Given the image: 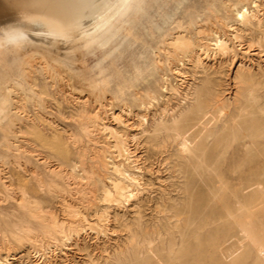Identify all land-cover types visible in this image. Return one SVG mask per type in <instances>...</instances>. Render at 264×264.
I'll return each instance as SVG.
<instances>
[{"label": "bare ground", "instance_id": "obj_1", "mask_svg": "<svg viewBox=\"0 0 264 264\" xmlns=\"http://www.w3.org/2000/svg\"><path fill=\"white\" fill-rule=\"evenodd\" d=\"M149 1L152 0H0V54L13 56L12 68L9 66V69L5 68L0 73V129L3 124L10 125L11 130L7 133L9 136L10 134L13 136L7 140L16 144L17 150H23L27 154L29 152V155L30 153L34 154L36 159L45 165L46 178L40 174L38 175L34 172L35 170L29 175L26 174L29 178H35L39 190L44 194L63 195L66 192L72 193L74 191L76 194L87 195L86 188H81L76 180L86 181V184L93 181L95 192L100 191V195H102L100 198L107 203V207L103 209L101 214L100 210L96 212L99 220L104 217L108 209L113 206L119 208L121 200L125 199L127 201L131 197L130 194L134 192V190H131L132 183H139V178L131 174L128 166H126L136 162L134 158H139L131 148V142L136 146L135 150L139 146L143 147L145 157L140 158L145 161L162 156L170 146H176L171 157L174 160L173 167L175 171L179 178L184 181L179 188L183 196L178 201L168 197L167 202L164 201L156 205L160 212H166L171 219H174L173 227H166L167 236L150 231L146 227L140 205H137L136 216L133 220L130 219L132 221L125 219L124 215L116 212L114 221L122 224V227L129 234L127 241L129 249L125 251L121 248L114 251L113 255L108 256L107 264H264V242L258 239L255 228V224L264 228V219L260 216L256 217V213L263 214L264 212V171L261 169L260 171H253L252 169V165H256V163L259 166L264 164L263 63L261 61L254 62L253 57L248 61L246 58H241L237 62V54L229 44V39L220 35L215 27L214 30L213 27H208L209 25H205V27L203 25L196 27L190 25L194 27L193 31L195 30L199 36L206 32L215 34V38H212L211 41L215 42L214 46H216L219 54L216 53L220 55L219 60L214 58L211 60L213 63L210 61L209 45L202 44L203 41L201 43L197 42V38L195 40L192 37L191 31L180 30L174 34H171L174 30L170 34L167 31L161 42L163 41V48H165V44L167 46L165 50L168 53H166L170 54L169 56L172 55L174 60L178 61L177 67L173 69L174 74H180L179 76H181L185 62L191 66V69L184 73L186 75H183L185 80L182 84L173 86L174 84L169 83V78H163L161 75L162 80L160 78V80L148 83L144 88L135 87L136 81L148 78L161 64V60H158L159 57H151L152 52L149 53L151 55H148L147 40H140L133 31L126 36H122L124 24L132 22L133 16L139 14L146 16L149 14ZM160 1L153 0L152 3L158 4ZM262 1L240 0L241 5L234 9V19L227 20L224 25L234 41L240 43V45L247 44L249 50L252 47L256 48L258 54L264 57V5ZM196 8H199V6ZM195 10L188 15L189 20H193L201 11L200 9ZM179 20L182 19L179 18ZM203 20L209 23L211 19L207 16ZM203 20L201 19V21ZM221 20L223 19L220 17L218 21ZM214 25L216 26V24ZM149 31L151 32V30ZM193 34L195 33L193 32ZM205 43L208 42L205 41ZM138 44L145 51L139 61L135 58L131 59L130 64L127 66L124 64V55L115 58L116 53L121 49L126 51L128 48L130 50ZM98 50L103 52V57L95 66L99 70V73L96 74L95 68L87 69L85 59L90 55H94ZM108 60L112 61L111 64L105 65ZM235 65L236 71L233 75L234 94L231 92L233 97H227L223 90L226 68L230 69ZM129 67L133 69L132 75L127 70V68L130 69ZM168 68L170 69V67ZM38 75L43 76L45 80L46 78L51 79L53 87L57 85V82L61 87L62 82L65 81L72 84L73 94L77 95L75 99L77 101L82 100L74 110L77 114L83 115L81 119L79 118L80 120L77 119L82 120L80 126L85 133L90 134L97 129H102V131L105 130L109 132L107 134L112 136L113 141L109 142L105 148L108 153H116L122 159V163L114 161L112 156L106 155V151H103L102 155L99 153L104 162L102 166L113 169L118 174V178L107 176L112 188H108L103 183L101 176L94 170V167H87V160L85 162L78 160V162L65 163L51 155H43V152L42 154L36 148L30 147L34 141L32 142L26 138L29 132L20 125L18 126L15 121L20 122L24 116H28L27 98H30V96L35 101H33L35 111L40 115H42L41 113H47L46 109L48 110L49 107L44 106L46 103L43 104L42 98L36 97V94H43L33 84ZM72 89L69 91H72ZM169 91L177 95V98H175L177 102L174 105H168L164 102L163 98L166 97L164 94ZM108 95H111V99L107 100L108 103L106 104L109 106L107 110L110 111V116L121 126L125 123L122 120L124 113L130 112L132 107L138 110L137 120L134 123L138 127L136 134L130 136L128 133L118 132L114 126L110 127V125L103 122L104 112L99 113V110H90L92 105L93 108L96 106L93 103L101 100L103 103ZM72 100L71 102H73ZM154 101L158 103L161 101L164 104L162 103L163 105L159 108L157 106L155 109L152 108V111L147 114L146 104L152 106ZM39 103L41 107L38 105ZM47 119L50 123L55 124L51 117H47ZM28 125H30V121ZM127 128L123 129L127 130ZM7 133H5L6 136ZM70 138L71 136L67 140H70ZM87 138L89 139V136ZM74 141L76 143L75 135ZM94 143L96 144V142H93V145H95ZM236 146H242L244 153L241 162L231 171L233 175H238L240 178L239 184L232 187L225 180L222 167L228 161L227 156H229L230 150ZM6 147L8 148V145ZM110 149H113V151ZM8 151H10L9 148ZM52 161L55 162L54 165H50ZM56 165L57 167H55ZM71 178L75 180V186L73 184L72 187L71 184L65 186L59 182L68 183ZM3 179L1 180L4 181L3 185L7 190L6 183L9 181ZM18 189L22 192V200L17 203L22 216L15 217L17 215L14 214L15 216L10 217L0 209V231L4 234V237L10 235L9 237L18 240L19 243L24 235L29 236L36 230L41 229L47 234L49 244V242L57 239L56 234L58 232L68 231L70 235L78 232L80 226H74L76 221L72 220L73 218H68V221L58 219L52 209H48L49 206L46 207L44 204V207L42 201H37L38 198L35 200L29 197L26 189L21 187ZM91 193H94V190L89 192V194ZM11 195H8V198H11ZM202 195H206V197ZM15 200L13 199V202ZM4 201H8L7 197L6 200L4 198ZM202 201H204V204ZM64 206L67 209V214L71 217L81 216L79 208L70 205ZM201 207H203V211H199ZM98 223L95 226L100 228V221ZM4 237L3 240L6 239ZM29 237H26L27 240ZM18 243L16 242L17 246ZM25 245L28 247V244ZM17 254H20V256L11 255L0 258V264H27L29 253L19 251ZM38 256L40 255L38 254ZM91 262L93 261L91 260ZM92 264L96 263L93 262Z\"/></svg>", "mask_w": 264, "mask_h": 264}, {"label": "rangeland", "instance_id": "obj_2", "mask_svg": "<svg viewBox=\"0 0 264 264\" xmlns=\"http://www.w3.org/2000/svg\"><path fill=\"white\" fill-rule=\"evenodd\" d=\"M188 1L187 0H161L158 4L152 3L153 0L149 1L148 2L149 8L147 6L148 13H149L148 15H146V16L142 15L141 16V14H139V15L133 16L132 22L124 24V30L122 32V36H126L127 34H129V32L133 31L135 33V35L139 37L140 40H143V39L147 40V42H148L147 48L149 47V49H147V51L149 50L148 55L153 54V55H151L152 58H158L159 57L158 60H161L160 66L153 71L154 73L152 72L153 74L151 73L148 76L149 79L146 77V78L141 79L142 81H139V80L136 81L137 83L134 84L135 87L144 88L146 86V84H148V83H152L155 80H160V78L162 80V76H163V78H165V77L169 78V81H170L169 83L172 85L174 84L173 86L180 85V84H182L183 80H185L183 78L184 77L183 75H186L184 73L189 71V69H191V66L189 64H187V62H185V67L181 71L182 77L179 76L180 74H178V75L174 74L173 69L175 67H177L178 61L174 60V57L172 55L169 56L170 54L169 55L167 54L168 51L165 50V48L167 46L165 44V46H164L165 48H163V43H162L163 41L161 42V40H163V35L165 37L167 31H168V34L173 32V30H174V32L171 34H174V33H176V31L178 32L180 30H184V31L187 30L189 32L191 31L192 37L195 40L197 38V40H196L197 42L201 43L203 41L202 44H207V46L209 45V52H211L210 61L214 58L215 59L217 58V60H219L220 55H218L219 52L216 49V46H214L215 42L211 41L215 38V34L214 33L209 34L208 32H206L207 34L202 33V36H199L196 34L195 30L193 31L194 27L202 26V25H203V27H205V25H209L208 27H210V26L213 28L215 27L216 31L220 35H223V36L227 37V39H229V44H231V46L233 47V49L235 50V52L237 54V56H236L237 62L241 58H246L247 61L254 58L253 59L254 62L261 61V63H263V66H264V61H262V60H264V57H262L261 54H258V51H256V48L252 47L249 50V47L247 44H245V43L241 44V45H240V43L238 44V42L234 41L231 38V36H230L231 34L228 32L227 27L224 25V23L227 20L234 19V16H233L234 9H235V7H237V6L239 7V5H241L240 0H227V1L226 0H206L207 3L205 2V0H203V1L202 0H196V1L195 0H188ZM262 3L264 5V0L262 1ZM151 4H152V6H151ZM217 4H218V6H217ZM220 5L224 8H222ZM198 6H199V8H196ZM207 7H208L209 11H208ZM216 8H217V10H216ZM195 9H197V10L200 9L201 11H199L198 14L195 16L196 18L194 17L193 20H189L188 15L190 13H193L194 11H196ZM221 11H223V12H221ZM208 13H210V14H208ZM164 14H166V15L164 16ZM214 14L216 16H213ZM224 14H226V15L228 14V15L226 16ZM207 16H209L211 19L209 23H207L208 21L203 20ZM197 17L200 19H198ZM220 17L223 19L220 21L221 23L218 21V20H220ZM179 18L182 20H179ZM185 18L187 19V21ZM152 19H153V21H152ZM201 19L203 21H201ZM199 20H200V22H198ZM212 21H214V22H212ZM156 23H158V24H156ZM161 24H163V25H161ZM214 24H216V26ZM183 25H185V26H183ZM190 25H192V26L195 25V26L192 27ZM187 26H189L190 28ZM215 28H214V30H215ZM153 29H154V32H153ZM149 30H151V32ZM156 30H158V31H156ZM193 32L195 34H193ZM213 34H214V36H213ZM205 41L208 43H205ZM151 42H152V44H151ZM209 43L212 45H210ZM235 44H237V45H235ZM153 45H154V47H153ZM139 46L140 45L138 44L130 50L127 48L126 51H125V49L124 50L121 49L119 52L116 53L115 58L116 57H123V55H124V57H123L124 64L127 66L130 64L131 59L135 58L137 61H139L141 58V55L143 53H145L144 49H142V47H139ZM159 47H160V49H159ZM241 50H242V52H241ZM216 52H218V54ZM246 52H248V53H246ZM149 53H151V54H149ZM216 56H218V57H216ZM102 57H103V52L101 50H98V51H96V53L94 55H90L89 57H87L85 59L87 69L95 68L96 64L98 63V61L101 60ZM164 59H166V60H164ZM210 61H208V63H210ZM111 62H112L111 60H108L105 65H109V64H111ZM175 62H177V63H175ZM211 62L213 63V61H211ZM12 63H13V56L0 54V73H2L3 69H5V68L9 69V66L11 67ZM172 63H173V65H172ZM168 67H170L171 70ZM127 70H129L128 71L129 74L131 73L130 75L133 74V69L127 68ZM235 71H236V65L230 69L226 68V76L224 78L223 90L225 91V94L227 97H233V94H234L233 75H234ZM14 72H16V71H14ZM95 73L96 74L99 73V70L97 68H95ZM37 77L34 80L33 84L36 86V89L40 90V92L42 91L43 94H41V95L36 94V97L39 96L38 98H40V99L42 98L44 101L43 104L46 103V104H44V106L47 105L49 107L48 110L46 109L47 113H44V114L41 113L42 115H40V113L35 111V109H34L35 103H33V101H34L33 97L30 96V98L29 97L27 98V107L29 108L28 109V112H29L28 116H30V117L24 116V118L20 122L15 119L17 121V122L15 121V123L18 126L20 125L21 127H23L24 130H27L29 132V134H27L28 136L25 135V136H27L26 138L30 139L32 142L34 141L31 144V146L30 145L29 146L34 148V149L36 148L41 153L43 152L44 153V154L42 153L43 155H45V154L51 155V156L55 157L57 160L65 162V163H71L73 161L78 162V160H80L81 162H85V160H87L86 161L87 167H89V168L94 167V170L97 171V173H99L98 174L99 176H101L100 178L103 180V183L108 188H112L111 182L109 180H107V176L109 175L111 177L118 178V174L113 169H109V168L107 169L106 167L102 166L104 162H103V159L101 157V155L103 154V151L107 152V149L105 148L106 145L109 142L111 143L113 141L112 136L107 134L109 132H107L105 130L102 131V129H99V130L97 129L96 131H94L90 134H87V133H85V131H83L82 127L80 126V122H82V120L79 121L81 119V117H83V115L77 114L74 110L75 107L78 106L82 100L77 101L75 99L77 97V95L73 94L74 91L72 89L73 87L71 86L72 84H70L68 81H65V82H62V87H61V85H58L59 83L57 82V85L53 87L51 79L46 78V80H48V81H46L43 76H42L43 78L40 75H38ZM173 79H174V81H173ZM179 79H181L182 81L180 80V82H179ZM176 83H178V84H176ZM49 84H50V86H49ZM51 84H52V86H51ZM137 84H139V85H137ZM140 84H142V85H140ZM47 86H48V88H47ZM69 86H71V87H69ZM39 87H41V88H39ZM70 88L72 89V91H69V90H71ZM66 89H67V91H66ZM53 92H55V93H53ZM141 92L143 93V91H141ZM56 93H58V94H56ZM66 93H68V94H66ZM64 95H65L66 99L64 98ZM72 95H74V96L72 97ZM164 95H166V97L163 98L165 104H168V105L176 104L177 99H175V98H177V95H174V93H172L171 91L165 93ZM70 99L71 100L73 99L72 100L73 102H71ZM110 99H111V95H108L107 99L103 100V103H102V100L97 102V103L95 102L93 104L94 105L96 104L97 107L95 106V108H93L94 106L92 105V107L90 106L91 108L90 107L89 108H90V110H96V111L99 110V113L104 112V114H103L104 121L103 122L110 125V127L114 126V128L118 132L125 133V134L128 133V134H130V136L132 134H136L138 132V127L136 125H134V123L137 120L136 115L138 113V110L136 108L132 107V109L130 110L131 113L129 111L124 113L122 116V120L125 121V123L122 124L123 126H121V124H118L110 116V114H109L110 111L107 110V107L109 109V106L106 103H108L107 100H110ZM178 99H179V96H178ZM60 100H62V101H60ZM104 101H105V103H104ZM160 102L158 103V102L154 101L152 103V106L149 104H146V107H147L146 112H148L147 114H149L150 111H152V108L155 109L156 106H157V108H159L164 104L163 102H161V103ZM76 103H78V104L76 105ZM67 104H69V105H67ZM38 105L40 106V103ZM100 106H101V108H100ZM31 113L34 115H32ZM134 113H135V115H134ZM91 116H93V115H91ZM47 117H51L53 119V121L55 122V124L50 123L48 121V119L46 120ZM77 118L78 119L80 118V119L78 120ZM31 120H32V122H31ZM29 121H30V125H28ZM76 122L78 124H75ZM21 123H23L24 125ZM76 125H78V126H76ZM9 126L10 125H8V124H3L1 129H0V160H1L0 161V171L3 170V171H1L0 178L1 179L4 178L3 180L9 181L8 183H6V186H8V189L10 188L9 190L8 189L5 190L4 185H3L4 181L2 182V180L0 179V197L2 196L0 198V209L3 210L5 213H7V215L10 217L13 216L14 214L17 215V216L14 215L15 217L22 216V215H20V214H22L21 209L19 208V206L17 204L18 202H20L22 200V197H21L22 192H20L19 189L17 190V188L21 187L23 189H26L29 197H31L35 200H37V198H38L39 200H37V201H39V202L42 201L41 203L43 204V206H44V204L46 207L49 206L48 209H52V211L54 212V214H56L58 219H66V221H68L69 219L73 218L72 220L76 221L74 223V226L77 225V227L78 226H80V227H78V232H77L78 234L77 233H71L73 235H70V234H68L69 233L68 231H64V232H60V233L58 232L56 234L57 239L53 242L52 241L49 242V244H48L47 234H45V232L41 229H38L35 232L31 233L29 236H32V237H29L28 235H24L23 239L19 242L22 245H20L18 243V240H15V239L9 237L10 235L8 237H4V234L0 231L1 232L0 233V258H5V257L11 256V255H15L16 257H19L20 254L18 255L17 252L24 251L25 253H27V252L29 253V258H28L27 264H90V263L92 264L93 262L96 264H107L106 262H107L108 256L113 255L115 253L114 251H117L118 249H121V248H122V250H125V251H127L129 249V246L127 244L129 234L122 227V224L116 223L114 221V214L116 212H118L120 215H124L125 219L127 218L129 221H132L133 218L136 216L137 205H140V211H141L142 216L144 218V221L146 223V227L150 231H154L157 233L159 232L162 235L167 236L166 227L167 226L173 227L174 219H171L169 214H167L166 212H160V210L157 209L156 205H159V204L163 203L164 201L167 202L168 197H171L174 200L178 201L183 196L181 194L179 188L182 186L184 181L179 178L177 172L175 171V168L173 167L174 160L171 157V155L175 152V147H176L175 145L170 146L162 156L151 158L150 160L145 161L144 159L141 160V158H140V157L145 155L143 147L139 146L138 148H136L137 150H135L134 148L136 146H134V143L131 142L130 146L133 149V151L135 152V154L138 155L139 158L138 159L134 158L136 162L132 163L131 165H126V166H128V170L131 172V174H134L136 177L139 178V183H132L133 185L131 186V190H134V192L132 193L133 195L130 194L131 197L128 198L127 201L125 199H123L124 201L121 200V204H120L119 208L117 206H113L114 208L112 207L111 209H108V211H107L108 213L106 212L104 217L101 220H99V216L96 215V212L98 210H100V214H101L103 209H105L107 207V203L102 201V199L100 198V196H102V195H100V191L95 192V185H94L95 183L93 181H91V182H87L89 184H86V181L79 180V179L76 180L77 184L78 185L80 184L79 186L81 188H83V187H84L83 189L88 188L89 191L85 189V191L87 192L86 193L87 195L76 194L74 191L72 193L66 192L63 195H56L55 194L56 196L44 194L43 192H41L39 190V186L37 184L38 182L35 180V178L34 179L29 178V177H27V175L33 173V171L35 170L34 172H36L38 175L40 174L42 177L46 178L47 170H45L46 169L45 165L42 164L38 159H36L34 154L30 153V155H29V152L27 154V152H24L23 150H19V149L17 150V145L13 144L12 141L9 142L7 140L8 138L9 139L12 138L11 136H13L11 134L9 136V134L7 133L9 130H11V127H9ZM8 128H10V129H8ZM123 128H127V130L123 129ZM1 130H4V131L1 132ZM46 132H48V133H46ZM5 133H7L8 135L6 136ZM95 134L97 136L96 139H95ZM74 135L76 136V143H74L75 142L74 141ZM70 136H71V138L72 137L73 138L72 139L70 138V140H67V139H69ZM88 136H89V139L87 138L88 139L87 140L86 137H88ZM104 138H105V140H104ZM79 139L83 143H80L81 141ZM93 142H96V144L94 143L95 145H93ZM101 142L104 144H102ZM75 144H77V145H75ZM7 145H8V148L10 149V151H8V148L6 147ZM20 145H22V144H20ZM65 145H66V147H65ZM87 146H89V147H87ZM92 147H93V149H92ZM4 148H6V149H4ZM92 150L94 153L92 152ZM5 151H6V153H5ZM19 151H21V152H19ZM111 151H113V149ZM83 152H84V154H83ZM263 152H264V141H263ZM8 153H10V154H8ZM80 153H82V154H80ZM112 153L107 152L106 155L112 156L113 160L114 161L116 160L117 163H122V161H121L122 159L120 157H118V155L116 153H113V155H112ZM243 153H244V149L242 146H236L234 149H231L229 152V156H227L228 161H226L224 163V166L222 167V171L224 172V175H225V180L232 187L239 184L238 181L240 178L238 175H233L231 173V171L241 162V159L243 158ZM92 154H94V155H92ZM31 158L32 159L35 158V159L32 160ZM27 160L28 161L30 160V161L28 162ZM17 161L20 162L21 164L18 163ZM54 161L50 162V165H54L56 162V161L55 162ZM39 163H40V165H39ZM88 163L91 164V166H89ZM19 165H21V166H19ZM55 167H57V165ZM252 169H253V171H260V169L264 171V164H263V166H259L256 163V165H252ZM4 176L8 177V178L6 179ZM33 180H34V182H33ZM68 181H69L68 183L63 182V181H59V182H61L65 186H67L69 184H71V187H72V184L75 186V184H74L75 180H72V178H71ZM263 181H264V177H263ZM36 187H38V188H36ZM134 187L138 190L136 191V189ZM12 190H13V194H12ZM93 190H94V193L89 194V192H93ZM14 191H16L17 193L15 194ZM9 192L14 196H12ZM94 194H96V195H94ZM8 195L9 196L11 195V198H8L9 197ZM15 196H17L16 197L17 201L15 200ZM202 196L206 197V195H202ZM6 197H7L8 201L5 202L4 198L6 200ZM13 199L15 200L14 202H13ZM63 200H65L66 203ZM95 200H96V202H95ZM2 202L5 204H3ZM202 203L204 204V201H202ZM14 204H16V205H14ZM64 205H70V206H74V207L79 208L80 212H81V216H78L76 218L71 217L70 215L67 214L68 212H66L67 209L65 208ZM16 206H18V207H16ZM117 208L119 209V211ZM19 210H20V212H19ZM199 211H203V207H201L199 209ZM257 216H260L261 218L264 219V212H263V214H261L259 212L256 213V217ZM77 219H78V222H77ZM130 219H132V220H130ZM99 221H100L101 227L97 228L95 225L99 224L98 223ZM255 225H256L255 228H256V234H257L258 239L261 242H264V228L263 227L261 228V225H258V224H255ZM63 233L68 234L71 239L69 240V236L68 235L66 236ZM33 235H34V237H33ZM25 236L29 237L30 239L28 238V240H27V238ZM3 237L6 239L3 240ZM58 237L60 240L62 239L63 241L62 240L60 241L58 239ZM45 238H47V239H45ZM64 238H66V239L64 240ZM42 241H43V244H42ZM58 241H60V243H58ZM16 242L18 243V246H17ZM54 242H56V243H54ZM24 243L28 244V247H26L27 245H25ZM51 243H53V244H51ZM65 244H66V246H65ZM41 245H43L44 247H42ZM39 247H41V248L39 249ZM25 248H26V250H25ZM45 248L47 251L45 250ZM38 249H39V251H38ZM50 249H52V250H50ZM38 254L40 256H38ZM25 257L27 258V256H25ZM91 260L93 262H91Z\"/></svg>", "mask_w": 264, "mask_h": 264}]
</instances>
